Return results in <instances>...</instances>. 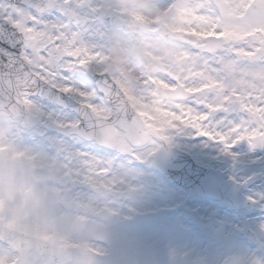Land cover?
Returning <instances> with one entry per match:
<instances>
[{
    "label": "rangeland",
    "instance_id": "1",
    "mask_svg": "<svg viewBox=\"0 0 264 264\" xmlns=\"http://www.w3.org/2000/svg\"><path fill=\"white\" fill-rule=\"evenodd\" d=\"M114 1L87 0L88 8L84 10L87 17L89 14L95 19L97 16L102 17L100 21L94 22V25L86 24L85 28L104 31L106 34L108 29L113 31L110 32L112 34H108V37H114L115 46L113 49H117V52L113 54L116 60L111 59L110 52L108 56L106 55V59L100 58L103 52L100 38L92 40V45L98 49L94 53V58H99L103 65L102 68L98 69L110 74L126 95L130 106L144 114L141 118L145 124L147 123V120H144L145 116L167 123L169 121L162 120V117L167 114L169 109L171 112L181 111L189 102L188 97L178 100L177 104L170 106L168 99L160 97L158 93L152 90L165 86V82L168 84L172 81L170 83L175 85V82L170 78L171 74L186 75V73L182 69L178 71L176 67L162 71L163 68L160 66L164 48L162 39L152 38L149 36V31H141L138 27L135 35H130L128 33L129 22L124 19V15H130L136 21L147 22V26L156 25L159 20V23L163 21V17L161 18L159 14L163 7H156L155 12H151V0H119L120 5L110 6L111 2ZM206 1L205 6L208 9H213L214 14L216 11V15L214 18L212 17L208 25L200 28L199 34L201 36L198 37L202 38L206 31L220 30L227 33L223 38L226 44L220 49H229L236 46L233 42L230 43L229 37L234 34L243 35L247 33L249 23L258 21L256 24H251L257 25L253 26L251 31L259 33L262 36L261 40L254 45L238 48V50L248 54V62L264 67V0H234L228 8L230 18L224 20L223 23H221L223 15H219V7H213L215 4L210 0ZM217 1L219 3L224 2L222 0ZM238 3L244 4L243 12L246 17L244 22H238L241 19L237 21L231 19L233 11H239L240 4ZM250 3L256 4L258 8V12L253 16L247 11V5ZM222 6L225 7V5ZM112 7L115 10L119 9V11L121 9L124 15L112 11ZM127 8H134L135 14H130L126 10ZM93 9L95 11H91ZM157 12L159 16L156 15V17L154 15ZM262 19L263 23L260 22ZM117 20L125 25L121 27V24L115 23ZM123 30L126 31L125 36L119 33ZM251 31L249 34L252 33ZM201 44L203 45V43ZM258 50L262 52V58L252 60L250 55ZM211 64L207 67H210ZM77 78L83 79V81L88 80L86 74H81ZM148 82L153 83L151 89L147 87ZM191 83L193 86L197 85V81H191ZM260 88H264V86H252L250 84L247 87V89L257 90ZM40 109V113H35L29 109L30 113L36 116L39 121V124L33 127L28 126L23 119L14 118L6 110L0 109V118H4L8 122H15L13 128L8 130H5L0 124V185L2 186L0 187V222L3 218V216L1 218V211L5 207L8 197L7 189L3 185L8 184L9 180H24V175L37 167L51 172L55 177L62 175L61 169L55 166V153L53 151L59 137L56 133L49 131V127L52 126L47 121L45 114L55 112L57 116L65 118L71 117V114L49 102L41 104ZM13 129L14 132H10ZM193 134V129L189 130L187 126H182L179 131L169 130V141L160 140L167 146L188 154L196 165L213 169L223 179H230L239 186H245L241 192V195L244 196L251 183L242 176L244 173L251 172V167L234 159L225 163L227 172L223 173L218 160L214 161L209 155L210 145L197 146L195 141L192 142L188 139ZM153 138L159 142L154 136ZM251 145L247 142L245 151L252 154H264V145L260 144L258 149L251 148ZM86 147H91L96 154L111 161L110 177L114 178L121 186L120 188L114 187V189L131 193V197L125 202L113 201L121 209V214L120 220H115L118 224L115 231L117 239L108 248L118 259L131 258L134 261L133 264H264V215L255 208V204L246 199L247 205L238 209L170 184L162 175L151 168V161L157 150L137 158V154L133 155L128 152L100 151L99 147L95 145H86ZM102 171V169H94L92 176L96 178L102 174ZM144 175L149 177L148 183L144 182L142 178ZM156 178L164 183V188L155 186L154 180ZM101 180H109V178L106 177ZM155 189L164 194L165 201L169 204L163 211L158 207L161 204L160 199L158 200L151 195ZM171 197L175 198V201ZM56 199L58 200L60 197L56 195ZM181 202H186L184 205L190 206L194 210L178 206ZM49 211L48 214H51V218L48 216V222L63 225L65 230L69 224L65 213L70 214L73 211L62 209L60 213H57L56 204ZM111 214L112 212L108 213L107 224L109 228L107 230L114 233L115 222L112 223ZM3 220L5 219L3 218ZM75 224L77 223L75 222ZM89 230L90 234H96V230L99 229ZM75 241H79V246H81L80 251L75 252L78 256L81 255V258H75L80 262L78 264H102V262L96 263V259L104 255L102 249H99L95 244H89V240L75 238ZM66 264L74 263L67 262Z\"/></svg>",
    "mask_w": 264,
    "mask_h": 264
},
{
    "label": "snow or ice",
    "instance_id": "2",
    "mask_svg": "<svg viewBox=\"0 0 264 264\" xmlns=\"http://www.w3.org/2000/svg\"><path fill=\"white\" fill-rule=\"evenodd\" d=\"M86 8L87 0H0V103L23 107L31 102V111L40 113L41 104L54 101L73 113L68 118L55 112L45 114L59 137L53 151L55 166L62 171L61 182L83 184L94 169H102L96 178H109L114 188L111 161L86 145L136 155L142 130L169 141V130L187 126L197 135L219 141L225 152L242 140L264 145V88L241 89L225 83L211 74L214 69L207 67L208 62L199 63L203 57L192 59L186 75L171 74L189 102L181 111L162 117L169 122L145 116V124L142 112L134 109L129 115L123 111L115 82L98 69L94 59L91 32L84 27L89 23ZM81 74H91L96 83L89 87L77 78ZM165 86L173 87L166 82ZM213 93L215 98L210 100ZM215 114L223 115L211 119ZM229 115L238 119H228ZM134 122L140 126L134 127ZM17 243L14 231H0V264H39L38 259L14 251Z\"/></svg>",
    "mask_w": 264,
    "mask_h": 264
},
{
    "label": "flooded vegetation",
    "instance_id": "3",
    "mask_svg": "<svg viewBox=\"0 0 264 264\" xmlns=\"http://www.w3.org/2000/svg\"><path fill=\"white\" fill-rule=\"evenodd\" d=\"M210 1L216 3V0ZM222 1H224L222 4L225 6L229 3V0ZM206 2L207 1H205V3ZM218 3L219 2L217 1V4L215 5L218 6ZM117 4H119V0L111 2L110 6L116 7ZM159 6L164 7L166 4L164 6L163 4H160ZM113 7L112 11H117L116 13L124 15V12H122L121 9L119 11V9L115 10ZM126 10H128L130 14H135L134 8H127ZM88 18L93 19V22L90 23L91 25H94V22H98L102 19L100 16H97L95 19L90 14L88 15ZM112 18L115 19L114 17ZM171 18L172 14L169 13V16H163V21L158 24L163 25V27H168V23L170 22L172 26H176ZM124 19L126 22H129L130 25L128 33L134 36L137 27L136 19L131 18L130 15H124ZM116 22L121 24V27L125 25L120 23V21L118 22V20L115 21V23ZM90 24L88 23V25ZM185 27L192 31L198 26L190 23ZM109 30L110 29L107 30V35L112 34L110 32H113L112 30ZM94 31L95 30H90L91 34ZM96 31H98L99 34L104 33V31ZM119 33L122 36L126 35L125 30ZM162 43L164 46L160 62V66L163 68L162 71H168V69H175L174 67H176L178 71L182 69L186 73L187 69L185 67L190 64L193 58L198 57L200 53H211L204 51L202 49L203 46H196V48L191 47L185 40H182V42L177 40L172 43L164 40ZM93 47V53L97 52L98 49L95 48V46ZM94 59L96 60L98 68H102L103 65L101 64L99 58L95 57ZM207 66H209V64ZM84 83L89 87L93 86L90 79L87 81L84 80ZM147 87L151 89L153 86L147 84ZM166 89H168V87H166ZM152 91L158 92V88H153ZM23 178L24 180H9L7 182L8 184L3 185V187L7 189L6 193L8 194V197L5 202V207L1 211V218L3 216L6 221L2 218V222H0V224L10 230L25 235L26 237L39 238L48 242L53 246L55 252L54 255H48L45 253L46 251H44V249L38 248L36 251L33 247H29L26 251V258H32V260L38 259L39 264H66L67 262L78 264L80 262L75 258H81V255L78 256L75 252H79L81 246H79V241H75V238H80L85 241L89 240V244H95L99 247V249L104 251L103 257L97 258L96 263H134L131 258L123 260L118 259L108 248V246H110L114 240L117 239L115 237V231L118 228V224L115 220H120L119 216L121 214V209L113 202L114 200H119L114 199L109 195V191L114 189L111 187L109 180H101L93 176H89L88 180L85 182L88 186L81 187L77 184H67L61 182L60 176L52 180L40 182L34 181L27 175H24ZM0 187L2 186L0 185ZM114 187L120 188L121 186L118 182H116ZM48 192H52V194H54V203L51 205H49L45 199ZM56 195L59 196L60 199L57 200ZM54 204L58 207L57 213H60L62 209L66 211H73L70 214L65 213L69 223L65 230L63 225L51 223V221L48 222V216L51 218V214L48 213ZM100 205H102V207H100ZM102 209L105 211L104 216L106 221H102L96 215ZM109 212H112V223L115 222L114 233L107 230L109 228V225L107 224ZM10 222H14L12 228H9ZM75 222L77 224H75ZM94 228H98L99 230H96V234H90L89 229L92 230ZM17 238L23 248L25 245V238L22 236H17ZM38 251L42 253H38ZM29 264H31V261Z\"/></svg>",
    "mask_w": 264,
    "mask_h": 264
},
{
    "label": "bare ground",
    "instance_id": "4",
    "mask_svg": "<svg viewBox=\"0 0 264 264\" xmlns=\"http://www.w3.org/2000/svg\"><path fill=\"white\" fill-rule=\"evenodd\" d=\"M205 1L206 0H151V4L153 6H150V11L155 12L156 7L160 8V4H163V6L166 4V6L162 8V12L160 13V15H163L165 17L169 16V13L172 14L171 20L176 24V26H172L170 22L168 23V27H163V25L161 24H152L153 31L149 33V36H151L152 38H160L162 39V42L165 40L167 42L172 43L176 42L177 40L181 42L182 40H185L186 43L190 44L191 47L196 48L197 45L200 46L204 39L203 36L202 38L198 37L201 36L199 34L200 28H204L206 25H208L212 17L214 18V16L216 15V11L214 14L213 9H208L205 6ZM233 1L234 0H229L227 7L219 5V15H223V21H221V23H223L224 20H228V18H230L228 14V8ZM243 5L244 4H240L239 11H233L231 18L233 21H237L239 19L241 20H239L238 22L245 21L246 17L243 12ZM156 15H158V12L154 16ZM263 19L262 21H260L261 23H263ZM91 22H93V19H89V24ZM190 23L196 24L198 26L197 28L193 29L195 31H190L185 27L187 24ZM256 23H258V21L254 23H249L247 33L243 35L234 34L229 37L230 43L232 44L233 42L234 45H236L237 47L235 46L230 47L229 49H222L220 51L210 54L200 53L196 58L203 57L202 60H199L202 66L205 65V62H208L207 65L210 64V61L214 59L215 63H212L211 66L208 68L214 69V72H212V74L215 75L217 78H222L225 83L236 84L241 89H247L250 84L252 86H264L263 65L248 62V54L241 53V51L238 50V48H245L246 45H254L257 41L261 40L262 36L259 33L251 31L253 30V26H257L251 24ZM210 31H206V34L208 33L207 37ZM249 31H251L252 33L249 34ZM211 32L213 33L211 35H217L216 33H219L220 30H215ZM226 34L227 33H224V36ZM91 36L92 40H97L98 38H100V43L103 46V52L102 56L100 55V58L106 59L108 53L110 52L109 54L111 56V59L116 60L113 54L114 52H117V49H113L115 46L114 37L109 38L106 33L99 34L98 31H94ZM188 66L189 65H187L185 68L187 69ZM241 81L243 82L242 84L240 83ZM168 85L173 84L168 82ZM214 98V93L209 95L210 100H214ZM177 103L178 101L168 100V104L170 106H174ZM30 104L31 102L24 104V107L29 112H31L29 110L31 109ZM167 113H172L171 109H169ZM220 115L223 114H215L213 115V117H211V119H219ZM228 119L237 120L238 117L236 115H229ZM0 124L3 125L5 130H8L9 128H13L15 122H8L7 120H4V118H0ZM223 127L224 125H221V128ZM187 129L191 130L192 128L187 127ZM193 131L194 134L190 135L188 139L192 142L195 141L197 146L204 147L206 144L210 145L209 155H211V158L214 161L218 160L220 164L219 166L221 167L223 173L227 172V170L225 169L227 165L225 163L230 162L234 159L242 161L246 165L251 167L252 171L249 173H244L242 176L245 180L251 183V186L245 192L244 196L247 197L246 199L248 201L255 204V208L261 211V213H263L264 215V154H252L248 151H245V145L248 142L246 140L238 141L236 144L232 145L227 152H225L223 150V144H221L219 141L212 140L206 136L197 135L194 129ZM10 132H14V129ZM155 142L156 141L154 140L153 136L148 135L145 140L135 146L134 152L139 157L144 156V154L148 152H155L160 147V142H156V144L154 145ZM239 178H241V176H239ZM154 184L157 187H165L164 183L159 178H156L154 180ZM140 193L143 194L142 192ZM151 195H153L158 200L160 199L161 204H159L158 207L161 209V211L165 210L166 206L169 205L165 201L164 194H162V192H158L157 189H155ZM172 199L175 201V198ZM185 203L186 202H181L178 206H183L188 210H194L193 208H190V206L184 205Z\"/></svg>",
    "mask_w": 264,
    "mask_h": 264
},
{
    "label": "water",
    "instance_id": "5",
    "mask_svg": "<svg viewBox=\"0 0 264 264\" xmlns=\"http://www.w3.org/2000/svg\"><path fill=\"white\" fill-rule=\"evenodd\" d=\"M249 10L251 13H254L256 11V7L251 5ZM139 26L141 29H144L145 24L139 23ZM214 41L213 49L215 50L220 46L221 40L216 39ZM258 58H260V53L252 57V59ZM89 75L95 81L94 77L91 74ZM109 87L111 88L112 85L110 84ZM114 91L118 95L122 110L131 115L133 110L128 106L124 95L116 88V86ZM179 92L180 94L175 97L185 96L182 89H179ZM50 102L55 104L54 101ZM0 108H6L14 117H23L29 125L33 126L38 123L36 117L28 113L24 106L20 107L15 103L8 104L7 102H3L0 103ZM139 126V122H134V127ZM145 136L146 134H143L141 131L137 144L140 143ZM258 144L259 143L253 144L252 148H258ZM152 168L162 174L169 182L192 189L195 193L201 196L221 200L224 204L234 206L236 208H243L247 203L246 199L241 195L245 186H239L229 180L227 182L222 181L220 176L215 171L195 165L187 154L175 148L162 146L154 158ZM28 174L34 177H50L48 173L41 169H34ZM143 179L146 183L149 182V178L147 176H143ZM111 194L122 199H125L128 196L126 193L111 192ZM0 231L9 230L0 227ZM14 234L16 235L15 232Z\"/></svg>",
    "mask_w": 264,
    "mask_h": 264
},
{
    "label": "clouds",
    "instance_id": "6",
    "mask_svg": "<svg viewBox=\"0 0 264 264\" xmlns=\"http://www.w3.org/2000/svg\"><path fill=\"white\" fill-rule=\"evenodd\" d=\"M209 35H211V33H209Z\"/></svg>",
    "mask_w": 264,
    "mask_h": 264
}]
</instances>
